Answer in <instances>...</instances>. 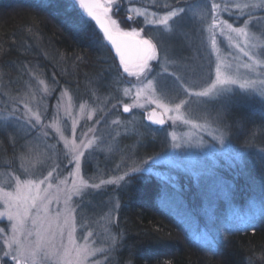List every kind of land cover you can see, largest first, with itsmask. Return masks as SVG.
I'll return each instance as SVG.
<instances>
[{"label": "rangeland", "instance_id": "1", "mask_svg": "<svg viewBox=\"0 0 264 264\" xmlns=\"http://www.w3.org/2000/svg\"><path fill=\"white\" fill-rule=\"evenodd\" d=\"M97 1L102 5L108 2ZM118 2L120 10L112 18L121 31L136 30L140 32L138 38L159 41L166 61L162 60L159 67L156 61L150 64L168 77L170 90L166 95L147 82L138 87L135 82L128 83L134 78L120 77L117 99L101 105L96 94L89 99L75 98L35 60L30 61L32 64H16L22 72L16 81L0 71V230L6 229L0 231V245L13 234L14 221L8 220V212L15 214L16 209L8 207L7 193L15 197L17 183L22 185L23 195L38 199L47 196L51 201L45 202L49 215H67L70 210L63 236L57 235L53 241L59 253L47 258L38 255L34 264H130L127 256L118 255L117 232L121 230L117 222L119 192L128 178L119 181L117 177L132 166L143 167V161H148L151 171L138 173L156 178L160 193L157 201L181 218L196 240L205 242L210 238L195 232V219L182 199L189 182L209 192L207 198L211 201L205 213L208 220L217 199L231 215L236 214L237 207L223 175L234 172L242 162V157L234 160L233 154L243 155L247 150L236 146L219 122L225 125V116L233 109L238 112L243 99L254 100L264 108V55H260L264 52V8L259 7L264 0ZM212 4L219 6L215 20L210 14ZM176 6L186 11L178 19L174 34L172 27L158 26L156 20ZM129 16L135 22H129ZM229 24L243 29L244 34L233 32ZM85 25L90 39H96L97 34L102 36L94 21ZM96 45L109 51L108 47ZM109 53L115 55L113 50ZM116 60L119 64L118 57ZM217 70L220 79L236 83L218 84ZM170 74L179 78V87L172 84ZM125 105L128 112L123 111ZM151 110L163 116V126L155 127L144 120ZM221 133L223 146L213 139ZM127 136H133L132 140ZM174 142L184 147L174 149ZM250 150L264 153L261 147ZM76 161L80 162L79 169ZM49 171L55 178L41 184ZM31 185H39L40 191ZM220 185L221 191L212 195ZM248 206L244 212L251 218L256 211ZM65 215L59 223H64ZM242 216L237 213L232 217L239 220ZM36 239L34 233L33 245ZM85 251L89 254L84 255ZM29 264L33 262L30 260Z\"/></svg>", "mask_w": 264, "mask_h": 264}, {"label": "trees", "instance_id": "2", "mask_svg": "<svg viewBox=\"0 0 264 264\" xmlns=\"http://www.w3.org/2000/svg\"><path fill=\"white\" fill-rule=\"evenodd\" d=\"M86 26L69 24L64 0H0V71L16 81L22 77L16 64L35 60L75 98L96 94L101 105L116 100L117 60L107 48L97 47ZM239 107L223 120L230 140L247 150L234 172L223 175L230 181L225 184L236 214L217 199L208 220L209 192L189 182L182 199L195 219V232L210 238L198 241L181 218L157 201L156 178L136 173L119 192L118 255L127 256L130 264H264V153L250 150L264 148V108L244 99ZM247 205L256 211L254 218L245 215ZM237 213L243 215L239 220L233 218Z\"/></svg>", "mask_w": 264, "mask_h": 264}, {"label": "snow or ice", "instance_id": "3", "mask_svg": "<svg viewBox=\"0 0 264 264\" xmlns=\"http://www.w3.org/2000/svg\"><path fill=\"white\" fill-rule=\"evenodd\" d=\"M120 7L121 4L118 0H108V2L103 5L93 2V0H64V8L70 25L90 24L94 21L95 25H98L99 29L102 30V36L97 34L95 42L102 47H108L109 51L112 49L115 50V55L112 59L115 61L116 57L119 58V64L115 65L114 69L118 77L134 78V81L129 79L128 83L132 84L135 82V85L138 87H142L145 82H147L149 85H153L162 95H166L170 90V85L167 83L168 77L161 75V73L156 71L150 64L151 61H156L159 67L162 60L166 61L163 50L159 49V41L153 43L151 39L138 38L140 37V32L136 30L121 31L117 20L112 18L117 15ZM218 7L217 4L211 5L210 14L213 20L216 19L215 13ZM245 7H256V5H246ZM259 7L264 8V4H260ZM185 11L186 9L182 6L169 9L166 14L156 20V24L164 28L172 27L173 33L175 34L178 19L183 17ZM73 17H75V19H73ZM128 20L129 22H135L131 16H129ZM221 27H223V23H221ZM228 27L231 28L233 32H237L241 35L244 34L243 29L232 28L231 24H229ZM214 42L213 40V43ZM245 55H248V53L245 52ZM252 55L254 56L256 53ZM260 55H264V52H261ZM121 67L122 72L120 71ZM171 81L176 87L180 86L179 78L171 76ZM217 83L220 85H228L235 84L236 81L231 79H220L219 70H217ZM240 86L242 88L244 87L243 84ZM261 95H264V89L261 90ZM177 108H179V105H177ZM124 111H129L127 105H125ZM153 116L154 114L149 115L148 119L153 120ZM38 119L39 117H37V120ZM154 123L163 125L164 120H155ZM219 123H221L224 132L229 131L226 125H223L222 122ZM213 139L218 140L222 146L225 144L223 133H221L220 136H214ZM172 147L174 149H181L184 145L174 142ZM241 157L242 153L239 152L234 153L232 156L236 161H240ZM154 159L155 158H153V160ZM142 163L144 165L143 167L132 166L124 175L118 176L117 179L119 181H125V177H127L128 181H131L134 174L138 172H150L151 165L148 161H143ZM76 167L78 169L80 168L79 161H76ZM50 178H55L51 171L48 172L47 177L41 180L40 183H46ZM128 181H125L124 187L127 186ZM28 183L31 184V182ZM108 183H112V181H108ZM31 186L36 188L38 192L40 191L39 185ZM7 196L10 197L7 201L8 207L10 209L15 208L16 211L15 214L11 211L8 212V220L14 221L12 224L13 234L10 238L5 237V243L0 245V252H2L0 264H9V258L11 264H29L30 260L34 264L38 255L42 254L44 258H47L50 254H58L59 249L56 248L53 241L57 235L60 237L63 236V227L68 225L69 221L67 215H70V210L67 215L61 212L49 215L45 203L46 201L47 203L51 202L48 197L45 196L38 199L37 196L23 195V187L19 183L16 184L15 197H13L12 193H7ZM42 211L44 215H41ZM62 215H65L63 224L59 223ZM0 216H2V214H0ZM0 223H3L2 219H0ZM0 231H6V229ZM34 233L37 239L33 245L32 237ZM46 237L47 243H45ZM50 249L52 250L51 252ZM88 254V252H84V255Z\"/></svg>", "mask_w": 264, "mask_h": 264}, {"label": "water", "instance_id": "4", "mask_svg": "<svg viewBox=\"0 0 264 264\" xmlns=\"http://www.w3.org/2000/svg\"><path fill=\"white\" fill-rule=\"evenodd\" d=\"M93 2H96V3H99L97 0H93ZM95 23V22H94ZM97 27H98V29H99V26L98 25H96ZM100 30V29H99ZM101 32H102V30H100ZM113 51H114V53H115V50L114 49H112ZM119 59V58H118ZM124 107L125 106H123V111H124ZM129 108V107H128ZM125 112V111H124ZM152 114H154V116H153V120H149L148 119V117H149V115H152ZM159 119H163L164 120V118H163V116L159 113V112H157V111H155V110H151V111H149L148 113H146L145 114V116H144V120L146 121V122H148L150 125H152V126H155V127H161V126H163V125H160V124H156V123H154V121L155 120H159ZM164 122H165V120H164Z\"/></svg>", "mask_w": 264, "mask_h": 264}]
</instances>
